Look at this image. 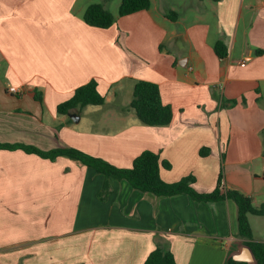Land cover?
Here are the masks:
<instances>
[{
	"label": "crops",
	"instance_id": "obj_1",
	"mask_svg": "<svg viewBox=\"0 0 264 264\" xmlns=\"http://www.w3.org/2000/svg\"><path fill=\"white\" fill-rule=\"evenodd\" d=\"M120 2L0 0V142L75 147L119 167L151 150L170 163L160 168L167 182L193 174L206 192L222 173L225 187L264 205V0H150L123 16ZM94 3L113 14L112 25L85 23ZM92 79L103 104L70 111L74 120L57 113ZM137 79L158 84L170 123L137 118ZM103 180L67 157L0 149V264H143L156 234L176 264H228L242 249L231 199L153 196L110 178L102 201ZM248 219L264 242V215Z\"/></svg>",
	"mask_w": 264,
	"mask_h": 264
},
{
	"label": "trees",
	"instance_id": "obj_2",
	"mask_svg": "<svg viewBox=\"0 0 264 264\" xmlns=\"http://www.w3.org/2000/svg\"><path fill=\"white\" fill-rule=\"evenodd\" d=\"M150 0H121L118 14L128 15L139 10L147 9ZM167 16L176 18V13L169 11ZM83 20L91 26L106 28L115 21L113 14L102 4L94 3L86 7ZM214 50L219 57L227 55V47L222 41H217ZM259 52H262L261 50ZM105 101L104 96L97 89V82L90 80L77 87L73 94L60 102L56 111L66 114L72 110H80L87 105H100ZM130 107L137 118L146 125L159 126L170 123L172 109L170 105L161 100L158 84L149 80L137 79L134 82ZM0 149H22L28 153H35L43 158L54 161L57 157H67L76 162L93 168L97 173L104 175V180L98 198L105 201L111 193L110 178L126 180L133 188L153 196H172L176 194H188L196 201H218L231 199L237 205V231L236 236L247 245L256 260V264H264V242L256 240L251 231L248 215H264V205H254L251 197L237 189L225 187L222 184V173L219 175L216 186L206 192H200L193 186L195 176L187 174L176 181L167 182L160 176V168H170V163L160 160L159 155L151 150H144L137 155L130 166L119 167L105 159L86 153L75 147H55L49 150H41L32 145L23 143L0 142ZM200 155L208 153L207 147L199 150ZM155 247L148 253L143 264H176L174 255L169 248V243L162 236H154ZM228 264H244L227 258Z\"/></svg>",
	"mask_w": 264,
	"mask_h": 264
},
{
	"label": "water",
	"instance_id": "obj_3",
	"mask_svg": "<svg viewBox=\"0 0 264 264\" xmlns=\"http://www.w3.org/2000/svg\"><path fill=\"white\" fill-rule=\"evenodd\" d=\"M68 114L74 120L75 115L73 113H68ZM232 258L236 262H241L244 264H252V263L256 264V260L254 258V255L251 249L247 245H244V244L242 246V249L239 252L234 253L232 255Z\"/></svg>",
	"mask_w": 264,
	"mask_h": 264
},
{
	"label": "built area",
	"instance_id": "obj_4",
	"mask_svg": "<svg viewBox=\"0 0 264 264\" xmlns=\"http://www.w3.org/2000/svg\"><path fill=\"white\" fill-rule=\"evenodd\" d=\"M237 62H238L239 64H241V63H244L245 60H244L243 58H240V59H238ZM7 91H8V92H11V93H15V94H17V93H21V89H19L18 87L14 86V85H8V86H7ZM262 174H263V176H264V168L262 169Z\"/></svg>",
	"mask_w": 264,
	"mask_h": 264
},
{
	"label": "rangeland",
	"instance_id": "obj_5",
	"mask_svg": "<svg viewBox=\"0 0 264 264\" xmlns=\"http://www.w3.org/2000/svg\"><path fill=\"white\" fill-rule=\"evenodd\" d=\"M59 133L57 132V135H58Z\"/></svg>",
	"mask_w": 264,
	"mask_h": 264
}]
</instances>
